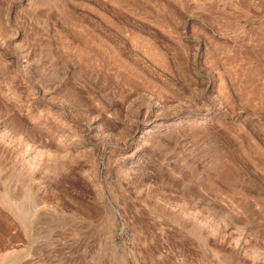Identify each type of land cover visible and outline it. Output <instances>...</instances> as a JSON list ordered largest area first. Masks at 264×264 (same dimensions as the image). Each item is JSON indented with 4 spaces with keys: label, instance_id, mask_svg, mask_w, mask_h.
Here are the masks:
<instances>
[{
    "label": "rangeland",
    "instance_id": "374dc122",
    "mask_svg": "<svg viewBox=\"0 0 264 264\" xmlns=\"http://www.w3.org/2000/svg\"><path fill=\"white\" fill-rule=\"evenodd\" d=\"M0 264H264V0H0Z\"/></svg>",
    "mask_w": 264,
    "mask_h": 264
},
{
    "label": "water",
    "instance_id": "95a60500",
    "mask_svg": "<svg viewBox=\"0 0 264 264\" xmlns=\"http://www.w3.org/2000/svg\"><path fill=\"white\" fill-rule=\"evenodd\" d=\"M110 209L113 211V212H115V210L113 209V207L110 205Z\"/></svg>",
    "mask_w": 264,
    "mask_h": 264
}]
</instances>
